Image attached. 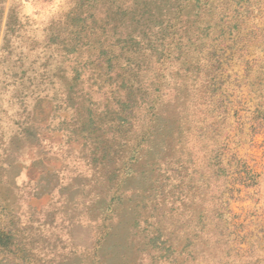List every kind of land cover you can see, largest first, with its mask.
I'll return each instance as SVG.
<instances>
[{
  "label": "rangeland",
  "instance_id": "1",
  "mask_svg": "<svg viewBox=\"0 0 264 264\" xmlns=\"http://www.w3.org/2000/svg\"><path fill=\"white\" fill-rule=\"evenodd\" d=\"M105 1L0 0V264H264V0Z\"/></svg>",
  "mask_w": 264,
  "mask_h": 264
},
{
  "label": "trees",
  "instance_id": "2",
  "mask_svg": "<svg viewBox=\"0 0 264 264\" xmlns=\"http://www.w3.org/2000/svg\"><path fill=\"white\" fill-rule=\"evenodd\" d=\"M98 1L100 2L102 0H98ZM104 3H106L105 5L108 6L107 11L108 12L111 11L110 14H113L114 18L116 19L118 18V21L114 20L108 24H111L110 26L115 33H123L126 35V37H128V39L132 38V34L135 32V30L142 29V27H144L147 24L146 20H149L148 17H152L151 16L152 13L156 11L153 10V8L161 9V7L158 8L157 5L159 4L158 1L156 0L153 1L150 0V2H147L146 0H108L105 1ZM152 5L155 6L152 8ZM125 23H128L129 25H126ZM134 24H136L137 26L136 27L133 26L131 30L129 26L130 25L132 26ZM138 27L139 29H137ZM154 127L161 128L163 131L166 132L173 131V129H171L170 127L162 126L158 122L154 125ZM189 130L190 128L185 129L186 132ZM196 213L198 214V212L195 211V215ZM198 220L199 222L205 221L201 213L198 215ZM108 235H110V233Z\"/></svg>",
  "mask_w": 264,
  "mask_h": 264
}]
</instances>
